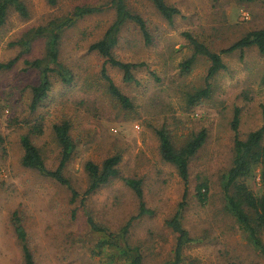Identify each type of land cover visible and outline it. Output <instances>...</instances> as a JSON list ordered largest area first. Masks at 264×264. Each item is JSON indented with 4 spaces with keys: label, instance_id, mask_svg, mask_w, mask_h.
<instances>
[{
    "label": "rangeland",
    "instance_id": "rangeland-1",
    "mask_svg": "<svg viewBox=\"0 0 264 264\" xmlns=\"http://www.w3.org/2000/svg\"><path fill=\"white\" fill-rule=\"evenodd\" d=\"M23 1L28 17L11 9L0 27V62L21 56L11 69L0 70V264H25L16 231L19 224L35 264H108L105 252L96 248L99 234L92 230L89 216L112 231L129 223V243L141 248L143 264H161L173 257L175 236L166 220L181 202H185L183 225L193 238L184 250L186 262L264 264V256L227 211L223 189L236 133L244 139L264 127V56L257 46L223 54L226 68L210 80L209 97L195 104L190 96L206 86L210 61L198 55L187 72L181 65L193 53L184 32L220 51L264 27V0H166L180 10L173 23L152 0H127L129 9L146 20L151 42L146 43L139 26L128 21L114 52L122 61L144 65L131 83L124 81L121 69L106 67L131 107L112 95L102 74L105 58L90 50L115 20V9L77 19L64 30L59 51L60 63L73 80L66 83L57 71L51 72V89L35 111L30 110L32 87L41 81L42 70L29 68L26 61L44 58L48 39L37 30L71 16L77 6L107 0H58L56 5L47 0ZM24 40L29 41V49ZM237 109L236 132L232 121ZM65 120L71 123L75 146L65 170L71 187L22 163L21 139L29 135L46 166L56 169L62 147L53 126ZM161 128L176 147L207 130L204 145L190 161L188 185L161 156L157 134ZM115 154L122 156L119 177L85 195L90 179L86 163L102 164ZM128 177L142 179L151 213L138 216L140 201L126 185ZM202 181L209 184L204 204L196 194ZM73 189L79 194L76 198Z\"/></svg>",
    "mask_w": 264,
    "mask_h": 264
},
{
    "label": "trees",
    "instance_id": "trees-1",
    "mask_svg": "<svg viewBox=\"0 0 264 264\" xmlns=\"http://www.w3.org/2000/svg\"><path fill=\"white\" fill-rule=\"evenodd\" d=\"M47 1L51 5H56L58 2V0ZM152 1L158 11L170 23H173L175 16L180 14L179 8L168 4L166 0ZM11 9L16 10L24 17H28L29 15L28 8L23 0H0V27L6 23ZM108 9H115V20L106 30L104 36L90 45V50L99 52L105 58L102 74L108 82L112 95L118 98L124 106H132L129 97L120 90L108 74L106 64L121 69L124 81L129 83L136 81L135 71L143 66L144 62H125L116 56L114 48L119 42L118 34L125 23L132 21L139 26L146 43L151 42V36L146 20L140 14L134 13L129 9L127 0H107L105 3L97 5L77 6L71 16L56 19L48 26L37 30V34L46 35L48 39L45 57L26 61L29 64V68L37 67L42 70L41 81L32 87L31 111H35L48 95L52 86L50 79L51 72L57 71L66 83H70L73 80V76L68 71L65 72L60 63L59 51L64 30L73 26L77 19ZM183 35L188 38L193 46V53L181 64L183 72L191 69L198 55H204L210 61L206 76V86L190 96V101L193 104L199 102L202 98L209 97L211 89L210 80L220 70L226 68L223 54L231 53L235 50L243 51L246 47L257 46L260 53L264 56V27L247 32L230 46L220 51L211 50L208 45L198 40L188 31L184 32ZM19 43L21 42L19 41ZM23 45L26 49H29V41L24 40ZM20 57L17 56L8 62H0V70L11 69ZM239 120L240 111L237 109L232 121V127L236 132L238 131ZM53 128L57 140L62 147L58 167L50 169L46 166L39 148L34 144L29 135H24L21 139L24 150L22 163L28 168L38 170L44 176L55 179L60 184L71 187L70 180L65 174L75 147L71 136V123L69 120H65L61 123H55ZM157 134L160 140L162 158L176 167L184 183L188 185L190 161L204 145L208 135L207 130L202 129L180 147L174 145L169 132L165 128L158 129ZM234 140L232 164L225 174L223 181L225 207L237 222L240 230L246 235L248 241L264 256V127L251 131L244 139L240 138L237 132ZM2 141L3 138L0 135V142ZM121 160V154H115L106 158L102 164L88 161L85 167L90 179L85 195L96 192L112 179L119 177V164ZM257 178L259 179L257 180ZM124 181L126 185L134 190L140 201L138 216L151 213L152 211L147 208L144 201L142 179L128 177L124 178ZM196 190L199 201L203 204L206 203L209 195L208 182H200ZM73 195L76 198L79 194L73 189ZM184 206L185 202H181L174 215L166 220V224L171 228L175 236V244L173 257L161 264H192L186 262L184 257L185 247L193 240L189 230L183 225L182 214ZM88 221L92 230L99 234L96 248L100 253L105 252L108 264H117L119 261L124 262V264H143L144 257L141 248L139 246H132L129 243V223L118 231H112L99 226L91 216H89ZM16 231L23 242L25 264H35L33 253L27 243V235L24 228L19 224L16 226Z\"/></svg>",
    "mask_w": 264,
    "mask_h": 264
},
{
    "label": "built area",
    "instance_id": "built-area-1",
    "mask_svg": "<svg viewBox=\"0 0 264 264\" xmlns=\"http://www.w3.org/2000/svg\"><path fill=\"white\" fill-rule=\"evenodd\" d=\"M137 127H138V125H137Z\"/></svg>",
    "mask_w": 264,
    "mask_h": 264
}]
</instances>
